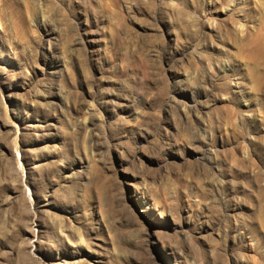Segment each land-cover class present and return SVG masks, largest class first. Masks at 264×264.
Instances as JSON below:
<instances>
[{"label":"rangeland","instance_id":"374dc122","mask_svg":"<svg viewBox=\"0 0 264 264\" xmlns=\"http://www.w3.org/2000/svg\"><path fill=\"white\" fill-rule=\"evenodd\" d=\"M0 264H264V0H0Z\"/></svg>","mask_w":264,"mask_h":264}]
</instances>
